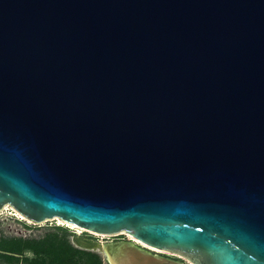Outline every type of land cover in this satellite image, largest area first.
I'll use <instances>...</instances> for the list:
<instances>
[{
    "label": "water",
    "instance_id": "water-1",
    "mask_svg": "<svg viewBox=\"0 0 264 264\" xmlns=\"http://www.w3.org/2000/svg\"><path fill=\"white\" fill-rule=\"evenodd\" d=\"M6 206L192 264H264V0H0Z\"/></svg>",
    "mask_w": 264,
    "mask_h": 264
},
{
    "label": "trees",
    "instance_id": "trees-1",
    "mask_svg": "<svg viewBox=\"0 0 264 264\" xmlns=\"http://www.w3.org/2000/svg\"><path fill=\"white\" fill-rule=\"evenodd\" d=\"M68 230L56 226L39 238L0 236V259L9 264H104L100 254L76 247Z\"/></svg>",
    "mask_w": 264,
    "mask_h": 264
},
{
    "label": "rangeland",
    "instance_id": "rangeland-1",
    "mask_svg": "<svg viewBox=\"0 0 264 264\" xmlns=\"http://www.w3.org/2000/svg\"><path fill=\"white\" fill-rule=\"evenodd\" d=\"M30 221L26 219H21L16 214V212L12 209V207L6 206L2 211H0V236L39 238L45 235L47 232L54 231L56 229V226H63L69 229L68 231L71 233L70 238H71L72 243L74 244L73 238L74 236H76V234H79L78 229L72 227L70 223L68 224L61 223L57 219H51L49 221H44L42 223H35L33 221L31 222ZM79 235L90 238V239L99 240V241L102 240V242L104 243H107V242L114 243V242H120V241H127L128 239H131L127 235H120V234L116 236L101 237V236L91 234L89 232H83L82 234H79ZM96 253L102 256L104 264H109L108 260L106 259L103 253L101 252H96ZM27 256L32 257L33 254L28 252ZM0 264H9V263L0 259Z\"/></svg>",
    "mask_w": 264,
    "mask_h": 264
},
{
    "label": "bare ground",
    "instance_id": "bare-ground-1",
    "mask_svg": "<svg viewBox=\"0 0 264 264\" xmlns=\"http://www.w3.org/2000/svg\"><path fill=\"white\" fill-rule=\"evenodd\" d=\"M7 207H8V206H7ZM12 209H13V208H12ZM13 210H14V209H13ZM14 211L16 212V214H17L21 219H26V220H28L26 217H24V216H23L22 214H20L18 211H16V210H14ZM57 220H59L61 223H66V222H64L63 220L59 219V218H57ZM29 221H30V220H29ZM30 222H31V221H30ZM66 224H68V223H66ZM70 225H71L72 227H74V228H77L79 234H82L83 232H89V233H91V234H94V235H97V236H101V237L116 236V235H108V234H103V233L93 232V231L87 230V229H85V228H83V227L77 226V225H75V224H70ZM79 234H78V235H79ZM121 235H127V236H129V237L132 239V241H134L135 243H140V244L143 245L145 248H148V249H150V250H152V251H154V252H157V253H160V254H166V255L179 256L178 254H175V253H173V252H169V251H165V250H160V249H157V248H154V247L148 246V245H146V244L140 242L139 240H137V239L134 238L132 235H130V234L126 233V232L122 233ZM99 242H100V246H99V247H102V245L104 244V242H102V240H100ZM191 264H192V263H191Z\"/></svg>",
    "mask_w": 264,
    "mask_h": 264
},
{
    "label": "flooded vegetation",
    "instance_id": "flooded-vegetation-1",
    "mask_svg": "<svg viewBox=\"0 0 264 264\" xmlns=\"http://www.w3.org/2000/svg\"><path fill=\"white\" fill-rule=\"evenodd\" d=\"M128 241H130V239H128L127 241L114 242L113 244H123V243L128 242ZM133 243H135V242L133 241ZM135 244L138 245V246H140V247L143 248V249H146V250H148V251L154 253V254H157V255L163 256V257H165V258H168V259H170V260H173V261L176 262L177 264H191L187 259H185V258H183V257H181V256H173V255L169 256V255H166V254H160V253L154 252V251H152V250H150V249H148V248H145V247H144L143 245H141L140 243H135ZM165 255H166V256H165Z\"/></svg>",
    "mask_w": 264,
    "mask_h": 264
}]
</instances>
